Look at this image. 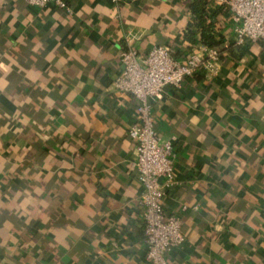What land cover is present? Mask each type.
<instances>
[{
  "label": "crops",
  "instance_id": "crops-1",
  "mask_svg": "<svg viewBox=\"0 0 264 264\" xmlns=\"http://www.w3.org/2000/svg\"><path fill=\"white\" fill-rule=\"evenodd\" d=\"M192 2L69 0V14L0 0V264H150L128 134L137 100L114 82L130 45L180 61L201 46L198 29L185 38ZM207 2L225 42L218 73L153 102L157 130L177 138L164 208L186 242L168 261L264 264V46L234 45L230 14Z\"/></svg>",
  "mask_w": 264,
  "mask_h": 264
},
{
  "label": "built area",
  "instance_id": "built-area-1",
  "mask_svg": "<svg viewBox=\"0 0 264 264\" xmlns=\"http://www.w3.org/2000/svg\"><path fill=\"white\" fill-rule=\"evenodd\" d=\"M23 1L38 8L54 4L69 14L72 13L69 0ZM211 2L230 14L234 45L246 47L262 43L264 46V0ZM221 55L218 49L204 45L181 61L175 58L171 48L165 46H154L143 56L130 45L121 54L123 69L114 85L118 92L132 95L137 100L136 122L130 127L128 134L136 143V161L132 163V168L143 188L139 205L143 213L144 242L150 264H169V254L182 248L186 242L181 218L168 215L164 208L167 191L177 184V138L172 136L164 139L159 133L153 102L162 96L166 87L180 89L186 79L202 70L209 76L216 75ZM187 209V206L182 207V211Z\"/></svg>",
  "mask_w": 264,
  "mask_h": 264
},
{
  "label": "trees",
  "instance_id": "trees-1",
  "mask_svg": "<svg viewBox=\"0 0 264 264\" xmlns=\"http://www.w3.org/2000/svg\"><path fill=\"white\" fill-rule=\"evenodd\" d=\"M190 13L194 17L193 24L189 25L185 38L195 44L193 29L200 31L199 43L210 48L218 49L221 53L224 50L225 42L223 36L216 31L215 12L208 8L207 0H193L190 5Z\"/></svg>",
  "mask_w": 264,
  "mask_h": 264
}]
</instances>
